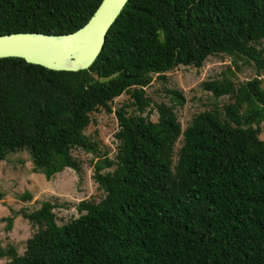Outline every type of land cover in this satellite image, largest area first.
<instances>
[{"label":"trees","instance_id":"obj_1","mask_svg":"<svg viewBox=\"0 0 264 264\" xmlns=\"http://www.w3.org/2000/svg\"><path fill=\"white\" fill-rule=\"evenodd\" d=\"M101 1L0 0V36L72 33ZM261 41L264 0H127L86 70L0 59V163L26 150L33 172L48 181L65 169L79 173L71 151L96 152L84 135L91 113H112L113 100L130 89L139 113L114 112L116 157L96 161L92 175L103 198L80 202V215L61 226L50 201L21 211L37 230L22 255L0 249L9 257L3 264H264L261 80L237 87L230 77L207 82L214 98L232 102L222 116L199 113L183 131L171 107L157 106L156 122L141 116L151 104L144 88L153 75L200 68L215 55L264 70L255 47Z\"/></svg>","mask_w":264,"mask_h":264},{"label":"rangeland","instance_id":"obj_2","mask_svg":"<svg viewBox=\"0 0 264 264\" xmlns=\"http://www.w3.org/2000/svg\"><path fill=\"white\" fill-rule=\"evenodd\" d=\"M255 47L263 51L264 57V41ZM226 77H230L236 87L240 83L258 78L264 89V70H257L253 62L226 55L209 56L200 68L179 66L167 73L153 75L150 84L144 88L145 97L149 98L151 104L141 116L156 122V107H171L182 131L199 113L216 111L222 116L224 107L232 102L231 98H214L205 89V84ZM174 91L181 95L182 105H178L179 98L173 94ZM132 92L130 89L113 100L112 113L103 109L91 113L84 135L95 144L96 152L88 153L76 148L71 151L80 166L79 173L65 169L48 181L43 175L33 172L32 160L26 150L9 153L0 163V192L3 193L0 200V249L3 252L12 247L18 255H22L26 240L37 230L36 226L23 218L21 211H34L41 202L50 201L57 204L53 213L57 225L61 226L80 215L77 211L80 202H99L103 198V192L97 188L92 178L94 163L104 157L115 159L119 148L115 134L119 128L114 112L124 107L129 114H139L132 105ZM260 130L259 139L263 140L264 122L260 124ZM181 145L180 137L174 145V162ZM24 193L31 195L29 201L21 200ZM7 219H11V223ZM7 261L8 256H0V264Z\"/></svg>","mask_w":264,"mask_h":264},{"label":"water","instance_id":"obj_3","mask_svg":"<svg viewBox=\"0 0 264 264\" xmlns=\"http://www.w3.org/2000/svg\"><path fill=\"white\" fill-rule=\"evenodd\" d=\"M127 0H102L85 25L65 35L13 33L0 36V59L19 58L52 71L88 69Z\"/></svg>","mask_w":264,"mask_h":264}]
</instances>
